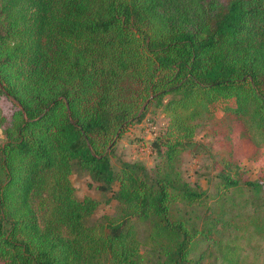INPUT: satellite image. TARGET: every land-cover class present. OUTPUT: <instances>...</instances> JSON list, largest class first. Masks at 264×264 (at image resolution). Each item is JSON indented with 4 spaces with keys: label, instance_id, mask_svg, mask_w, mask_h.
Instances as JSON below:
<instances>
[{
    "label": "trees",
    "instance_id": "1",
    "mask_svg": "<svg viewBox=\"0 0 264 264\" xmlns=\"http://www.w3.org/2000/svg\"><path fill=\"white\" fill-rule=\"evenodd\" d=\"M0 98V264H261L264 167L245 179L232 136L264 161V0H0ZM151 108L157 163L115 169ZM200 128L212 195L182 168Z\"/></svg>",
    "mask_w": 264,
    "mask_h": 264
},
{
    "label": "rangeland",
    "instance_id": "2",
    "mask_svg": "<svg viewBox=\"0 0 264 264\" xmlns=\"http://www.w3.org/2000/svg\"><path fill=\"white\" fill-rule=\"evenodd\" d=\"M0 107L8 110L11 102L5 98H0ZM218 116H222L218 110ZM167 125V119L155 108H151L143 121L133 127L115 146L112 162L115 169L119 167V160L127 162H142L147 168L151 169L158 161L157 154L152 147V142L156 134L162 132ZM239 124L234 128L233 143L235 161L239 165L241 171L245 174V179L255 180L260 174V170L264 167V161L255 163L249 161L244 155L242 144L239 137ZM4 139V135L0 131V140ZM1 142V141H0ZM218 149L215 140L211 134L205 129L200 128L196 136V145L183 154L184 164L182 166L186 179L193 185L199 186L208 194L212 195L216 192V185L220 181L218 164ZM72 181L76 187L77 197L83 199L85 196H91L101 203L94 215L100 218L106 214H113L117 203L115 201L107 202L109 193H104L97 188L91 178L84 171L75 170L72 175ZM253 260V257H251ZM259 263L264 264V252L259 256Z\"/></svg>",
    "mask_w": 264,
    "mask_h": 264
}]
</instances>
